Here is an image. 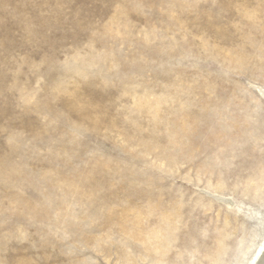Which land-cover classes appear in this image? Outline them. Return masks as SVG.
<instances>
[{
    "label": "rangeland",
    "instance_id": "rangeland-1",
    "mask_svg": "<svg viewBox=\"0 0 264 264\" xmlns=\"http://www.w3.org/2000/svg\"><path fill=\"white\" fill-rule=\"evenodd\" d=\"M262 89L264 0H0V264H249Z\"/></svg>",
    "mask_w": 264,
    "mask_h": 264
},
{
    "label": "bare ground",
    "instance_id": "bare-ground-1",
    "mask_svg": "<svg viewBox=\"0 0 264 264\" xmlns=\"http://www.w3.org/2000/svg\"><path fill=\"white\" fill-rule=\"evenodd\" d=\"M262 92L264 93L263 89H262ZM263 247H264V240L261 244H259L254 256L250 259L251 260L250 263L248 262L249 264H264V253L260 257V259L259 258L257 259V256L259 255Z\"/></svg>",
    "mask_w": 264,
    "mask_h": 264
},
{
    "label": "water",
    "instance_id": "water-1",
    "mask_svg": "<svg viewBox=\"0 0 264 264\" xmlns=\"http://www.w3.org/2000/svg\"><path fill=\"white\" fill-rule=\"evenodd\" d=\"M263 253H264V247H263V249L261 250V252L259 253V255L257 256V259H258V258L260 259V257L262 256Z\"/></svg>",
    "mask_w": 264,
    "mask_h": 264
}]
</instances>
